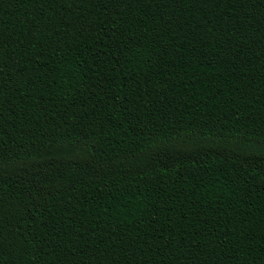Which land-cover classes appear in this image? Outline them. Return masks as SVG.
<instances>
[{"label": "trees", "instance_id": "1", "mask_svg": "<svg viewBox=\"0 0 264 264\" xmlns=\"http://www.w3.org/2000/svg\"><path fill=\"white\" fill-rule=\"evenodd\" d=\"M0 264H264V0H0Z\"/></svg>", "mask_w": 264, "mask_h": 264}]
</instances>
